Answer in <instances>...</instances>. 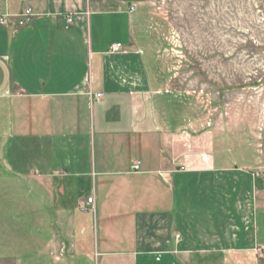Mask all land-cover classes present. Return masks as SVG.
I'll return each instance as SVG.
<instances>
[{
	"label": "crops",
	"instance_id": "crops-1",
	"mask_svg": "<svg viewBox=\"0 0 264 264\" xmlns=\"http://www.w3.org/2000/svg\"><path fill=\"white\" fill-rule=\"evenodd\" d=\"M153 2L0 0V192L23 198L25 264H264V166L216 156L225 145L165 104Z\"/></svg>",
	"mask_w": 264,
	"mask_h": 264
},
{
	"label": "rangeland",
	"instance_id": "rangeland-1",
	"mask_svg": "<svg viewBox=\"0 0 264 264\" xmlns=\"http://www.w3.org/2000/svg\"><path fill=\"white\" fill-rule=\"evenodd\" d=\"M151 11L145 39L153 70L166 72L165 104L178 108L194 134L207 132L225 145L216 156L240 168L264 166V0H154ZM7 195L0 192V253L25 264V223H18L24 201L7 207ZM35 195L34 218L48 204ZM15 232L10 253L4 248Z\"/></svg>",
	"mask_w": 264,
	"mask_h": 264
},
{
	"label": "built area",
	"instance_id": "built-area-1",
	"mask_svg": "<svg viewBox=\"0 0 264 264\" xmlns=\"http://www.w3.org/2000/svg\"><path fill=\"white\" fill-rule=\"evenodd\" d=\"M134 10H135V8L132 7L130 11H134ZM33 16H34V14H33L32 10L31 9H26L21 15L18 16V18H17V26L18 27H23L24 25L30 23L32 18H33ZM0 23L2 25H5V19L4 18H0ZM71 24H72V17L70 16V17H67L65 19L66 28L71 26ZM120 50H121V45H119V44H112L111 46H109V52L110 53H118ZM101 96H102L101 94H96V95H94V98L96 100H99L101 98ZM132 170L134 172L138 171V164L137 163H134L132 165ZM86 204L88 206H91L90 210L93 211V207H92L93 206V198H91V197L87 198ZM81 210L85 211L86 208L82 207ZM176 238L178 239V236H176ZM253 252H254L255 255H259L261 257V259L264 260V246L263 247H256Z\"/></svg>",
	"mask_w": 264,
	"mask_h": 264
}]
</instances>
